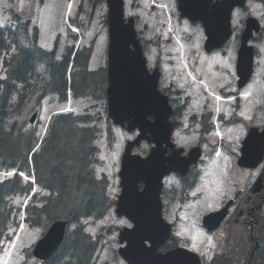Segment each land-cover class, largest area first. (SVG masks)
Returning <instances> with one entry per match:
<instances>
[{"label": "rangeland", "instance_id": "obj_1", "mask_svg": "<svg viewBox=\"0 0 264 264\" xmlns=\"http://www.w3.org/2000/svg\"><path fill=\"white\" fill-rule=\"evenodd\" d=\"M104 3L96 10L88 0H0V27L18 30L20 47L32 44V38L38 31V44L47 51H52L59 43L61 57L68 45L77 48L89 45L94 39L96 44L90 63L91 70H97L108 60V30L104 27L107 16ZM257 18L262 24V31L253 39L255 47L254 76L241 91L237 88L236 60L240 46V35L248 17ZM125 17L136 19V30L142 38L144 56L150 71H161L159 89L166 92L174 101L179 111L176 117V129L173 141L185 153L202 144V159L196 167L200 181L204 178L215 182L231 183L237 174L235 161L240 157L241 143L248 130L264 126V3L251 0L242 10L233 14L234 35L225 47L213 54L204 50L206 40L200 23H192L180 17L176 0H125ZM27 29V31H26ZM43 77L46 75L41 69ZM4 70L0 66V80L4 79ZM40 92L34 86L26 103L20 121H29L35 110L39 109L36 121L38 133L44 134L49 118L60 112L76 114L90 113L95 117L100 129L97 146L99 163L95 165L98 178L106 176L109 180V194L113 199L121 192L119 171L127 143L137 133L126 128L112 125L107 120V104L91 99L71 100L62 103L57 96L49 95L42 102L36 99ZM213 113V130L209 136L201 134L200 119L205 113ZM219 117V119H217ZM109 130L113 136L109 137ZM213 146V147H211ZM152 144L143 143L134 153L147 155ZM263 171V167L253 171L254 181ZM10 176L0 171V182ZM30 179L29 177H27ZM176 177L165 181L168 188L177 186ZM193 193L197 197L205 187ZM47 194V193H45ZM227 197V196H226ZM225 197H221L223 202ZM13 204L17 209L26 205L28 199L16 198ZM218 206V203H214ZM212 205L203 201L192 207L194 220L186 225L189 237L200 234L197 221ZM111 210L102 220L90 218L84 221L87 231L93 236L102 235V245L97 252V264H124L117 255L121 247L119 233L129 226V222L120 219ZM25 214L22 212V219ZM42 231L22 224L19 229L9 231L8 240L0 244V264H20L25 256L32 254L35 243L41 238ZM208 237V244L212 238ZM213 250L212 244H209ZM31 247V250H30Z\"/></svg>", "mask_w": 264, "mask_h": 264}, {"label": "trees", "instance_id": "obj_2", "mask_svg": "<svg viewBox=\"0 0 264 264\" xmlns=\"http://www.w3.org/2000/svg\"><path fill=\"white\" fill-rule=\"evenodd\" d=\"M89 1L94 9L104 2ZM19 36L18 30L0 27V66L5 74L0 80V171L17 173L0 182V243L22 222L45 232L64 220L69 227L58 251L45 262L28 252L20 264H96L100 242L86 232L83 220L103 219L113 206L108 178H98L94 169L99 163V127L89 126L94 120L91 115L61 113L52 118L40 141L37 129L20 117L34 86L41 93L39 103L50 94L62 102L69 96L106 100L107 69H89L92 46L76 53L75 47H69L57 60L56 50L48 52L39 46L37 31L27 47H20ZM41 69L46 70L45 77L38 73ZM20 173L34 178V183ZM17 197H31L23 220L22 208L12 201ZM251 264H264V241Z\"/></svg>", "mask_w": 264, "mask_h": 264}, {"label": "water", "instance_id": "obj_3", "mask_svg": "<svg viewBox=\"0 0 264 264\" xmlns=\"http://www.w3.org/2000/svg\"><path fill=\"white\" fill-rule=\"evenodd\" d=\"M246 2L178 0L183 18L203 24L207 36V53L221 49L232 37V13L235 8L244 7ZM107 4L110 38L107 89L109 116L116 125L125 126L129 122V131H141V135L128 144L122 159V194L117 214L120 217L125 215L136 226L133 230L126 229L121 233V242L127 241L128 245L120 249L119 253L129 264H193L189 262L191 254L187 251L182 253V249L165 256L157 254L158 248L164 245L170 234V227L161 216L160 194L164 177L172 172L186 176L189 168L198 163L201 149H192L187 158L181 157L183 150H174L173 157L165 158L167 148L174 149L171 144L172 123L169 122L173 110L168 98L158 91L161 74L158 69L153 73L148 70L147 59L135 30V21L132 18L128 23L125 21L124 0H107ZM260 30L261 25L257 19L251 17L247 20L238 51L239 88H243L253 75L254 47L248 43L254 33ZM37 115L38 112H35L31 118L32 124ZM151 117L153 121L149 119ZM151 138L157 146L148 158L132 155L135 146ZM242 153L238 164L257 168L264 159V131L259 133L257 128H252ZM140 182L145 184L142 193L138 191ZM225 212L226 208L218 214L206 216L204 225L209 230L215 229ZM66 229V221L55 222L35 245L34 257L42 261L50 259L63 243ZM134 234H137V240ZM147 240L152 243L151 248L145 247Z\"/></svg>", "mask_w": 264, "mask_h": 264}, {"label": "flooded vegetation", "instance_id": "obj_4", "mask_svg": "<svg viewBox=\"0 0 264 264\" xmlns=\"http://www.w3.org/2000/svg\"><path fill=\"white\" fill-rule=\"evenodd\" d=\"M252 128L241 143L240 153ZM211 133L212 131L206 136ZM238 163L239 158L235 161L234 168L243 178L235 176L231 183L215 182L206 179L204 175L200 184V178L191 185L187 181L179 180L176 187L166 189L163 215L171 224L172 231L166 245L157 251L158 254L164 255L177 248H184L197 253L202 264H251L255 252L264 241V160L257 168L241 166ZM260 167H263V171L254 181L253 171ZM200 187L205 189L191 199L195 191L201 190ZM221 197H225L223 202L220 201ZM203 201L209 202L212 209L206 211L197 221L196 227L200 234L189 237L186 224L194 220L192 207ZM215 202L218 206L214 205ZM227 205L226 216L215 229L209 230L203 224L205 215L221 211ZM239 212L241 214L237 215ZM205 234L212 238L209 244H212L213 250L209 247V239Z\"/></svg>", "mask_w": 264, "mask_h": 264}, {"label": "bare ground", "instance_id": "obj_5", "mask_svg": "<svg viewBox=\"0 0 264 264\" xmlns=\"http://www.w3.org/2000/svg\"><path fill=\"white\" fill-rule=\"evenodd\" d=\"M65 237H66V235H65Z\"/></svg>", "mask_w": 264, "mask_h": 264}]
</instances>
